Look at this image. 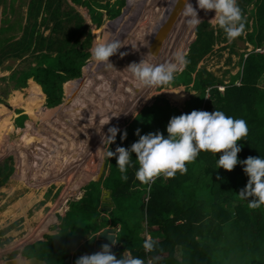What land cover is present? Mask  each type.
I'll use <instances>...</instances> for the list:
<instances>
[{"label":"trees","instance_id":"trees-1","mask_svg":"<svg viewBox=\"0 0 264 264\" xmlns=\"http://www.w3.org/2000/svg\"><path fill=\"white\" fill-rule=\"evenodd\" d=\"M69 1L85 7L96 27L102 24L103 14L113 19L124 5V0ZM237 3L244 23L241 35L252 49L242 54L240 68L229 82L215 81L205 71L204 78L195 73L196 61L210 52L215 35L213 28L202 22L195 28L196 39L188 47V64L168 84L174 90L184 86L189 91L190 86L197 97L185 101L182 112L164 98L156 97L121 130L127 133L123 141L117 133L110 150L117 146L129 148L139 138L137 129L140 135L160 131L166 136L171 117L192 110L212 112L216 108L247 123V136L237 142L242 145L238 160L264 157V0ZM250 3L252 7L246 15L245 6ZM24 18L23 25L6 17L0 19V65L6 60L21 63L30 56L32 61L15 67L8 77H1L0 81L6 84L0 93L6 96L11 88L21 89L34 81L33 91L40 94L41 89L43 94L35 106L55 107L62 100L63 83L79 78L90 56L87 25L67 0H28ZM12 30L21 34H9ZM219 30L223 31L218 27L216 33ZM26 117L20 115L17 120ZM220 154L202 151L186 163V172L178 171L173 177L160 175L147 184L135 178V154L126 181L121 178L116 158L107 157L106 175L97 182L90 181L81 198L68 201L57 240L44 235L46 240L31 244L33 252L47 264H74L79 256L97 252L92 235L109 225L119 227L111 249L117 258L129 249L145 264H264V205L249 208L248 202L237 196L248 177L240 164L230 172L216 169ZM12 171V165L0 163V186ZM103 189L110 191L113 208L102 212L105 215L98 220ZM148 237L155 240L152 251L142 247Z\"/></svg>","mask_w":264,"mask_h":264},{"label":"rangeland","instance_id":"rangeland-1","mask_svg":"<svg viewBox=\"0 0 264 264\" xmlns=\"http://www.w3.org/2000/svg\"><path fill=\"white\" fill-rule=\"evenodd\" d=\"M93 1L98 3L106 2V0ZM109 1L110 3L113 2V0ZM182 1L183 0H180L179 3L181 4ZM27 2L28 0H14L10 3V0H0V19L6 17L10 22L15 23V21H20V24L23 25L25 22L24 16ZM190 2L194 7L196 6V0H190ZM67 3L72 6L69 0H67ZM177 3L178 0H124V5L120 9L119 15L113 19H109L103 14L102 24L99 27L91 24L85 7L75 5L76 8H73V10L83 18L90 34V56L85 61V66L88 65L89 68H82L80 81H70L71 83H78L77 85L79 87L75 86L76 84L73 83L74 90L78 88L75 96L71 99L68 98L69 95L63 90L62 85V100L60 104L55 107L47 108L50 110L49 114L36 119V114L39 112L36 110L44 108L35 106V102L40 99L41 94L28 89L21 90L12 88L10 90L8 89L9 92L8 94L6 93V96H2L0 93V99L4 102L3 104H0V163L6 161L8 165H12L14 169H17L16 174L12 176L5 185L0 187V191L2 190V193H4L0 200V223L2 221L4 223V221L10 220L11 224L9 223V227L14 231L12 232L10 228H8V230H10L9 233L11 232L12 235L8 236V232L6 233L5 230H0V264H4V261L9 259L17 261L18 255L16 254L21 252V249L25 248L27 245L29 246L25 248V251H23L21 255L25 258L37 257L38 254L33 252L34 247L30 244L32 242L43 241L45 234L50 235L58 230L61 218L64 216L65 211L68 208V201H75L82 197L85 186L90 181L96 179L99 166L102 162L104 163V168L99 179L106 175L107 169L105 165L107 157L104 153L108 145L107 143L102 144L101 137L102 135H107V129L109 127L117 126L122 130L132 121L143 107L151 105L156 97L164 98L171 107L174 106L181 112L185 109V101L197 97L198 93L193 91L190 86L187 87L189 91H185V88H183L184 86H179L177 90H174L168 85L153 87L141 85V87L136 86L137 88L134 90L129 89L131 91L128 90L127 92L129 93H126V91L124 94L121 93L122 88L120 86L123 80L125 79L126 81L131 77V73L124 70L127 66V61L130 64L132 62H137L144 57L145 59L148 58L147 60H150L152 63H163L172 60L176 53H183L185 56L188 55V47L196 39L195 28H190L185 23V18L180 14H177L178 17L173 22L172 27L165 38L156 45L153 43L154 36L174 11ZM251 7L252 3L245 6L246 15ZM214 15V11H208L206 13L204 10H198V16L201 21L207 23L209 27H212L215 31V35L213 37L210 52L196 61L195 73L198 77H202L203 71H205L210 75L211 79L227 84L231 76L239 70V62L242 54L250 51L252 47L245 43L243 35L229 40L223 31L219 30V32L216 33L218 26L213 21H210ZM197 27H199V25ZM40 31L44 35L47 33L46 31H43L42 28ZM11 33L17 37L21 34L19 30H12L9 34ZM142 35L144 37H141ZM136 37L139 39H136ZM112 40L120 41L122 46L115 55L109 58V61L113 66H107L106 63L92 60L91 49L95 44ZM136 45L139 48H144V50H138ZM121 52L126 53V55L132 54L136 59L134 58L135 60L133 59V61H130L131 57L125 59L126 55L121 56ZM146 52L147 54L152 53L153 58H149V56L147 57ZM28 58L21 63H19L18 60H6L3 62L0 65V78L8 77L11 70L15 67H24L31 63V56ZM127 82L128 81H126L125 85ZM5 84L6 82L0 81V88L4 87ZM104 85L107 86L106 89L104 88ZM15 98H18L20 101L24 100L26 108H24V106L23 108L21 106L16 107H20L25 111L30 119L29 117H26L25 119L19 118L15 122V125L19 128L13 126L14 130L7 134L4 129L6 128L7 121H10L13 116V112L9 111V105L13 106L14 103H12V100ZM43 105L45 106V101ZM70 105H74V109H79L78 112H81L82 115H84L83 113L85 111H88L92 113V116H87L86 119H84L81 116L79 117V113L75 110V115L71 117L69 115L72 112V107ZM2 107H7L8 112L11 113L8 117L4 114L5 109L2 110ZM16 107L13 106V110ZM58 114L59 116H57ZM27 119L29 121L26 122L27 124L25 127L24 125L22 126L21 124H23V120ZM67 122L69 124L68 126ZM89 123L95 125L96 130L91 129ZM98 123L100 125H98ZM78 127L83 128V130L87 132L86 134L89 136L90 141H93V134H97V136L100 137L99 144L96 141L94 142L97 151L94 150L87 159L86 157H83L84 159L79 157L78 162H75V158L74 161L68 160L70 164H63L61 163V156L62 154L63 157L65 156L64 152L66 153L67 151L68 153V151H71L68 153V159L73 156L75 157V153H78L73 147H75L76 144L78 146L80 142L77 133L84 132L81 131L82 129L79 130ZM75 130L77 132L76 134H73ZM64 142L68 145L64 144ZM71 145L73 146L72 148ZM38 149L39 151H37ZM72 149H75V151ZM8 150L9 152L7 154L6 151ZM55 150L59 152V155L57 156L58 158H51L50 155L53 156ZM70 153L72 154L70 155ZM39 155L42 156V161L37 160ZM75 165L82 167V169L78 168L77 170L74 167ZM52 171L55 172L51 175L53 182L43 184L45 178L44 173H52ZM82 174L84 175L82 176ZM39 175L43 177L41 184L37 183L35 180L36 176ZM86 175L87 177L81 180L82 177L84 178ZM33 176L35 177L33 179L35 180V184L32 183L33 180L31 178ZM79 176H81V178ZM19 178L20 181L23 178L25 183L23 184L19 182L17 180ZM42 185L47 189V193L43 196V200L38 196L34 198L33 193L35 190L38 192L37 189H41ZM37 186L40 187L37 188ZM16 191H24L23 193L26 191L27 194L25 198L21 199L17 197ZM36 194L37 193H35V195ZM21 195L22 193L18 194V196ZM22 205L27 210V217L24 218L17 217V214L13 213V209L18 207L19 209H22ZM37 214L40 216V219L33 223L32 226L36 229L38 227L41 228L46 221L45 231L43 230L40 233V236L36 237V239L29 240L30 242L22 241V236L25 233L20 234L19 230L26 229L30 217L36 216ZM104 215V213L100 212L98 220L101 217H104ZM31 219L33 220V218ZM107 227L111 226L108 225ZM13 228L18 231L16 234ZM58 232L50 236L55 241L58 238ZM97 235L98 232L92 235L95 240L97 239ZM15 237H17V241L15 240ZM15 252L16 254L13 255Z\"/></svg>","mask_w":264,"mask_h":264},{"label":"clouds","instance_id":"clouds-1","mask_svg":"<svg viewBox=\"0 0 264 264\" xmlns=\"http://www.w3.org/2000/svg\"><path fill=\"white\" fill-rule=\"evenodd\" d=\"M198 10H204L206 13L214 11L215 15L210 21L222 29L229 40L238 37L244 30L242 12L237 0H196L195 7L190 0H183V7L179 14L185 18V23L190 28H196L202 22L198 16ZM121 47L118 40L95 44L91 49V58L96 62L113 66L109 58ZM120 55L124 56L126 53L121 52ZM188 62L183 53H176L172 60L163 63H152L143 57L139 62L130 63L124 70L130 72L143 86H162L173 81L175 73ZM165 131L166 136L160 131L140 135L137 129L136 135L139 137L137 141L133 142L129 148L117 146L112 151L109 145L115 142L117 133L120 132L122 141L127 133L117 126L109 127L107 135L101 137L102 144L108 145L104 154L109 159L116 158V166L122 174L121 178L125 181L128 179L126 175L128 168L133 166L132 157L135 154L137 165L135 178L142 184H147L160 175L173 177L178 171L186 172V163L193 161L202 151L221 153L219 158H216V169L223 168L230 172L237 164H240L248 177L246 185L237 193V196L241 200H246L249 208L264 205V157L248 156L243 160H238L237 157L242 148V145L237 142L248 134L245 120L226 115L216 108L212 112L192 110L189 113L171 117ZM217 178L219 179V176ZM35 180L41 184L42 176H36ZM115 243L114 239L112 244ZM111 247L112 245L105 243L99 251L79 256L74 264H145L144 259L133 256L129 249H125L120 258H117L111 251ZM142 247L145 251L154 250L155 240L151 237L146 238ZM23 250L17 253L18 258Z\"/></svg>","mask_w":264,"mask_h":264},{"label":"bare ground","instance_id":"bare-ground-1","mask_svg":"<svg viewBox=\"0 0 264 264\" xmlns=\"http://www.w3.org/2000/svg\"><path fill=\"white\" fill-rule=\"evenodd\" d=\"M182 6H183V1H182ZM171 11H172V9H171ZM178 15H179V13H178ZM176 20V19H175ZM179 20V19H178ZM149 22V21H148ZM152 23V22H151ZM175 31V30H174ZM176 32V31H175ZM174 32V33H175ZM169 33V32H168ZM167 33V34H168ZM173 33V34H174ZM174 36V35H173ZM141 37H144L143 35L141 36ZM140 37V38H141ZM136 39H139L138 37H136ZM176 40V39H175ZM172 42V41H171ZM135 44H137V43H135ZM156 45V44H155ZM158 46V45H157ZM136 48L139 50L140 49V51H143L144 50V48H139L137 45H136ZM143 49V50H142ZM153 49H154V47H153ZM150 52V51H149ZM182 52V51H181ZM138 53H140V52H138ZM146 54H147V52H146ZM134 55H137V54H134ZM151 55V56H150ZM149 56V58H153V56H152V53H148L147 54V57ZM211 56V55H210ZM127 57L129 58V57H131V60L130 61H133V59L135 58L134 56H132V54L131 55H126V57H125V59H127ZM142 58V57H141ZM136 59V58H135ZM134 59V60H135ZM148 59V58H147ZM141 60V59H140ZM140 60H138L137 62H139ZM150 61V60H149ZM151 62V61H150ZM125 63H126V61H125ZM126 65L128 66L129 65V62L127 61V63H126ZM126 66V67H127ZM208 67V66H207ZM205 70V69H204ZM116 71V70H115ZM127 74V73H126ZM129 74V73H128ZM84 75V74H83ZM129 76V75H128ZM123 81H125V79L123 80ZM128 82H127V84L125 85L126 86V89H131V90H134V89H136L137 87H141V84L133 77V75L131 74V77H129V79L127 80ZM126 82V81H125ZM113 84V83H112ZM116 84V83H115ZM137 86V87H136ZM143 86V85H142ZM121 87H124V86H121ZM63 88H64V91L67 93V95H69L68 96V98H72L73 96H75V93H76V90H74V87H73V83H71V82H65L64 84H63ZM125 91H126V93H129V92H127V90H125L124 88H122V94H124L125 93ZM130 91V90H129ZM131 92V91H130ZM70 93H73V94H70ZM106 102V101H105ZM12 103H14L13 104V106L14 107H16V106H21L22 108H23V106H24V108H26L25 106V102H24V100H22V101H20L18 98H15V99H13L12 100ZM7 110V111H5V110ZM2 110H4V114L6 115V117H8L11 113L10 112H8V109H7V107L6 108H4V107H2ZM123 110V109H122ZM36 111H39L37 114H36V119L38 118H40V117H43V116H45V115H47V114H49V112H50V110H48L46 107H44V108H40L39 110H36ZM118 112V111H117ZM74 113H76V112H71L69 115L72 117V116H74L75 114ZM85 113H86V111H85ZM87 113H88V111H87ZM120 113V112H119ZM92 114V113H91ZM90 114V112H89V116H92ZM106 116V115H105ZM115 117V116H114ZM86 119V118H85ZM108 119V118H107ZM112 119V118H111ZM88 121V120H87ZM121 121V120H120ZM68 122H69V119H68ZM68 122H67V126L69 125L68 124ZM90 122V121H89ZM107 123V122H106ZM83 124V123H82ZM91 126H90V128L91 129H93V130H96L95 129V125H92V123H89ZM5 125V124H4ZM30 126H32L31 124H29ZM98 125H100L99 123H98ZM104 125V124H103ZM96 127H98V126H96ZM99 128V127H98ZM78 129L80 130V129H82L81 131H84L83 130V128H80V127H78ZM14 130V127H13V125H12V123H11V121H7V125H6V128L4 129V131L8 134V133H10V132H12ZM15 130H16V128H15ZM77 130V129H76ZM75 130V132H73V134L75 133L76 134V131ZM17 132H18V130H16ZM97 131H98V129H97ZM94 132V131H93ZM87 132H81V133H77L78 135V138H80V142H79V144H78V146H77V144H76V146L75 147H73L72 145H71V148L73 147V148H75L76 149V151H78V153H75V157L73 156V157H71L70 159H68L69 158V152H71V151H68V153H67V151H66V153L64 152V154H65V156L63 157V154H62V156H61V163H63V164H66V163H68V164H70L69 162H68V160H71V161H74V159H75V162H78L79 161V157H81V158H83V157H86V159H87V157L89 156V155H91V153H93L94 152V150H96L97 151V148H95V146L96 145H94L95 143V141L96 142H98V144H99V141H100V137L99 136H97V134H93L92 132H90V133H92L93 135V137H92V139H93V141H90L89 140V136H87V134H86ZM95 133V132H94ZM65 136V135H64ZM72 139V138H71ZM76 139V138H75ZM95 139V140H94ZM76 140H78V139H76ZM36 144V143H35ZM64 144H67L66 142H64ZM73 144V143H72ZM68 145V144H67ZM74 145V144H73ZM64 146H66V145H64ZM66 147H68V146H66ZM69 148V147H68ZM70 148V149H71ZM75 149H72L73 151H75ZM21 150V149H20ZM67 150H69V149H67ZM23 151V150H22ZM37 151H39V149L37 150ZM7 152V154H8V152H9V150L8 151H6ZM5 152V153H6ZM43 153V152H42ZM10 154V153H9ZM72 153H70V155H71ZM59 155V152L57 151V150H55L54 151V153H53V156L52 155H50V157L51 158H58L57 156ZM61 155V154H60ZM20 159V158H19ZM84 159V158H83ZM37 160H41L42 161V156L41 155H39L38 156V158H37ZM51 161V160H50ZM70 161V162H71ZM78 164H80V163H78ZM90 164H92V163H90ZM67 165V164H66ZM84 165V164H83ZM77 170H78V168H81L82 169V167H78V166H74ZM48 168V167H47ZM69 169V168H68ZM61 170V169H60ZM59 170V171H60ZM76 170V171H77ZM92 171V170H91ZM75 172V171H74ZM86 172V171H85ZM53 173H55V172H53L52 171V173L50 172V173H44V175H45V178H44V183L43 184H49L50 182H53V180L51 179L52 177H51V175L53 174ZM59 173V172H58ZM76 173V172H75ZM56 174H57V172H56ZM90 174V173H89ZM84 174H82V176H83ZM91 176V175H90ZM80 178H81V176H79ZM85 177H87V175L86 176H84V178L82 177V179L81 180H83V179H85ZM35 177L33 176L31 179L33 180ZM43 178V177H42ZM51 180H50V179ZM79 178V179H80ZM46 179H49V180H46ZM46 180V181H45ZM77 180H78V178H77ZM80 180V181H81ZM66 182V181H65ZM33 184H35V180H33V182H32ZM17 185V184H16ZM36 186V185H35ZM40 186H37V188H39ZM45 186L44 185H42V187H41V189H37V191L38 192H36V190H35V192L33 193V195H34V198H36V196H38V197H42L43 196V194L47 191V189L46 188H44ZM25 190V189H24ZM4 191V190H3ZM24 192V191H23ZM26 192V191H25ZM35 193H37L36 195H35ZM3 195H4V193H2V190L0 191V200L2 199V197H3ZM7 199V198H6ZM43 202V201H42ZM27 211V210H26ZM13 213L15 214V210L13 209ZM38 214H40V213H38ZM36 215V216H31L30 217V220H29V223H27V228L26 229H21V230H19V233L20 234H22V233H25V234H23V239H22V241H29V240H34V239H36V237H39L40 236V233L45 229V223H46V221H45V223L43 224V226L40 228V227H38L37 229L34 227L33 228V223H35V222H37V220L38 219H40V216L39 215ZM31 218H33V220L31 219ZM9 223L11 224V221L10 220H8V221H4V223H3V221L0 223V228H2V229H0V230H5L6 231V233L8 234V236H12L11 235V232L9 233V231L11 230V228L9 227L10 225H9ZM39 224V223H38ZM8 228H10V230H8ZM15 228V227H14ZM13 228V229H14ZM112 228V227H111ZM15 230V229H14ZM12 231V230H11ZM45 231V230H44ZM12 232H14V231H12ZM18 231H16L15 230V234L17 233ZM0 237H1V235H0ZM15 240L17 241V237H15ZM15 241V242H16ZM21 241V242H22ZM30 242V241H29ZM28 242V243H29ZM23 244V243H22ZM20 253V252H19ZM0 258H1V255H0Z\"/></svg>","mask_w":264,"mask_h":264},{"label":"water","instance_id":"water-1","mask_svg":"<svg viewBox=\"0 0 264 264\" xmlns=\"http://www.w3.org/2000/svg\"><path fill=\"white\" fill-rule=\"evenodd\" d=\"M181 7L182 6L180 3L176 4L174 11L170 14L169 18L164 23L162 28L154 36L153 43L158 44L159 42H161L163 40V38H165V36L169 32V30L171 29L173 22L178 17L177 14L179 13V10L181 9ZM203 77H205V72H203ZM80 79H81V77L73 79L71 81L78 82V81H80ZM103 168H104V163L102 162L99 166L97 177L93 181L97 182L99 180V177H100L101 173L103 172ZM112 208H113V203L110 199V191L108 189H103L102 194L100 196V207H99V209L101 212H105V211H109ZM117 230H118L117 227L102 229L97 235V239H96L95 244H94V249L96 251H99L101 249V246L105 243L113 246L112 242L115 239V233L117 232ZM55 233H53L52 235H54ZM111 249H112V247H111ZM2 262H3V260H2ZM4 264H47V263L44 260L38 259L35 257L24 258V257L20 256L17 261L9 259L7 261H4Z\"/></svg>","mask_w":264,"mask_h":264},{"label":"crops","instance_id":"crops-1","mask_svg":"<svg viewBox=\"0 0 264 264\" xmlns=\"http://www.w3.org/2000/svg\"><path fill=\"white\" fill-rule=\"evenodd\" d=\"M72 4V3H71ZM72 7L73 8H76V6L74 5V4H72ZM89 17V16H88ZM89 21H90V19H89ZM91 22V21H90ZM92 24V23H91ZM86 67H88V65L87 66H85V68ZM89 68V67H88ZM87 68V69H88ZM111 79H113V78H111ZM127 79V78H126ZM31 80H33L32 78H31ZM73 80V79H72ZM71 80H68V81H66V82H70ZM127 81V80H126ZM35 82L33 81V82H28L27 84H26V86L24 87V88H21V90L22 89H24V90H30V91H33V87L34 88H36L33 84H34ZM65 83V82H64ZM63 83V84H64ZM72 83H75V82H72ZM126 82H122V84H121V86H124V87H121V88H124L125 90H127L128 91V89H126V86L124 85ZM76 85L75 86H77V87H79L77 84L78 83H75ZM81 85V84H80ZM106 85H104V88L106 89ZM40 88V87H39ZM78 89V88H77ZM76 89V90H77ZM63 90H64V88H63ZM119 90H121V89H119ZM39 92H40V94H41V96H42V98H43V94H42V92H41V89L39 90ZM122 92V91H121ZM45 101V100H44ZM72 108H71V110H72V113L75 111V110H77V109H74L73 107H74V105H70ZM9 107H10V109H9V111L10 112H13V116H12V118H11V123H12V125L14 126V127H17V128H19L18 126H16L15 125V122L17 121V117L18 116H20V115H27V117H29V115L27 114V113H25V111H23L20 107H16L14 110H13V106H10L9 105ZM79 110V109H78ZM78 110L76 111L77 113H79V117L81 116V117H83L84 119L87 117V116H89V112L87 113L86 112V114H85V112L83 113L84 115H82L81 114V112H78ZM19 112V113H18ZM91 114V113H90ZM57 116H59V114L57 115ZM83 118H81V119H83ZM29 119H30V117H29ZM27 121H29L28 119L27 120H23V125H24V127H25V125L27 124L26 122ZM16 167V166H15ZM16 171H17V169L15 168H13V171L11 172V174L9 175V177H8V179L1 185V186H3V185H5L6 183H7V181L9 180V179H11V177L12 176H14L15 174H16ZM41 172V171H40ZM107 173V172H106ZM19 182H21V183H25V180L22 178V180L20 181V178L19 179H17ZM0 186V187H1ZM17 192V191H16ZM15 192V193H16ZM19 193H22V195L21 196H18V194ZM47 193V191L43 194V196L45 195ZM26 192L25 193H23V191L22 192H20V191H18L17 193H16V195H17V197H19V198H25V196H26ZM43 196L41 197V199L43 200ZM16 197V196H15ZM23 206V205H22ZM15 210V213L17 214V217H27V211H26V209H25V207L23 206V208L22 209H19V207L18 208H15L14 209ZM14 216V215H13ZM115 227H117V229H119V227L118 226H115ZM106 228H111V227H106ZM104 229V228H103ZM60 230V227L58 228V230H57V232ZM102 230V229H101ZM100 230V231H101ZM99 231V232H100ZM118 231V230H117ZM98 232V233H99ZM116 234V233H115ZM90 237V236H89ZM44 240H46V239H43V241ZM95 241L96 240H94V244H95ZM32 243H34V242H32ZM31 243V244H32ZM22 250H23V248H22ZM35 258H38V259H42V260H44L43 258H39V257H35ZM45 262H46V260H44ZM47 263V262H46Z\"/></svg>","mask_w":264,"mask_h":264},{"label":"built area","instance_id":"built-area-1","mask_svg":"<svg viewBox=\"0 0 264 264\" xmlns=\"http://www.w3.org/2000/svg\"><path fill=\"white\" fill-rule=\"evenodd\" d=\"M148 264H150V261H148Z\"/></svg>","mask_w":264,"mask_h":264},{"label":"flooded vegetation","instance_id":"flooded-vegetation-1","mask_svg":"<svg viewBox=\"0 0 264 264\" xmlns=\"http://www.w3.org/2000/svg\"><path fill=\"white\" fill-rule=\"evenodd\" d=\"M11 255H12V254H11ZM13 255H14V254H13ZM13 255H12V256H13ZM16 255H17V254H16ZM20 255H21V254H20ZM21 256H22V255H21Z\"/></svg>","mask_w":264,"mask_h":264}]
</instances>
